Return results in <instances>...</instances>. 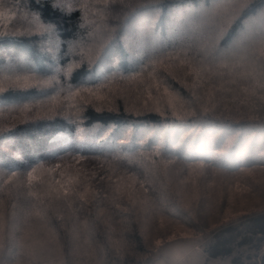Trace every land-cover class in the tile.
<instances>
[{
	"label": "trees",
	"instance_id": "trees-1",
	"mask_svg": "<svg viewBox=\"0 0 264 264\" xmlns=\"http://www.w3.org/2000/svg\"><path fill=\"white\" fill-rule=\"evenodd\" d=\"M11 1L12 19L0 25V33H6L0 37V88L5 90L0 92L4 264H174L158 263L163 244L144 238L146 224L159 216L177 222L196 237L194 245L205 263L185 264H264V136L259 119L264 111H259V92L252 95L264 64L259 46L264 31L260 0H252L253 10L244 17L254 39L236 41L229 59L230 75L229 69H220L225 75L211 76V84L190 77L187 83L193 93L183 87V72L175 73L180 80H173L175 87L192 105L182 119L157 115L151 100L144 99L147 92L138 80L119 78L132 75L140 64L121 41L128 21L139 12H150L155 48L180 51L178 40L185 41L182 37L191 24L204 21L213 28L224 9L230 14L239 3L225 0L215 18L205 20L201 10H211L215 0H115L108 9L103 0H84V4L82 0H62L72 15L61 19L29 0ZM188 8L193 12L184 14ZM93 10H99L100 17ZM174 10L181 12L174 14ZM51 20H55V29L49 32L45 29ZM173 24L178 31L168 38L167 33L175 29ZM105 27L112 30L109 41L116 40L114 57H109L105 67L115 63L119 68L117 73L107 72L116 77L100 93L108 92V97H90V102L68 114L38 111L49 96L37 90L41 87L35 83L38 77L51 76L77 62L66 75L67 84L75 88L92 81L86 86L95 87L102 82L104 69L79 61L76 46L87 44L91 33ZM193 32L197 40L209 30ZM234 39L235 33L228 43ZM91 68H95L93 76L88 74ZM31 72L36 78L29 83L37 88L22 93L13 84L15 75ZM201 75L208 80L211 73ZM25 106L30 111L23 115L20 109ZM192 108L198 113L207 108L208 113L193 116ZM221 138L233 147L214 159L213 153L218 151L214 146ZM196 163L205 166L201 178L206 182L244 188L253 203L228 215L223 197L211 205L208 214L197 201L195 219L189 206L182 207L176 186L187 175V167ZM33 168L36 171L29 183L27 173ZM169 170L178 175L169 176ZM133 175L135 180L130 178ZM62 186L74 189V194L64 197ZM56 190H61L59 200L54 198ZM40 227L49 231L58 262H35L22 249L25 232Z\"/></svg>",
	"mask_w": 264,
	"mask_h": 264
},
{
	"label": "rangeland",
	"instance_id": "rangeland-1",
	"mask_svg": "<svg viewBox=\"0 0 264 264\" xmlns=\"http://www.w3.org/2000/svg\"><path fill=\"white\" fill-rule=\"evenodd\" d=\"M85 1L82 0V3L84 4ZM232 2L238 4L240 3V0H231L230 3ZM228 7H231V5H228ZM11 11L12 1L0 0V13H3V15L0 16V25L5 26L8 23V19L6 17L10 15ZM180 12V10H174L173 13L175 14ZM188 12L191 13L193 12V10L190 8L184 9V14H188ZM93 15L100 17L99 10H93ZM85 16L87 17V15ZM149 19H153V16L150 12H139L134 16L132 20L128 21L127 28L124 31L125 35L121 37V41H123L124 46L129 52L130 56L137 57L140 63L147 62L145 57L148 54L152 53V50L153 48H155L156 44V41L150 37V33L153 29V23L150 27L146 23V21ZM175 19L176 22L179 20L177 18ZM207 24L208 23H205L204 21L194 22L190 27L187 28L186 33L182 37L185 41H182L181 37L179 38L178 42L181 44L179 46L181 50H188L189 46L191 45L189 58L197 55V52L202 43V36H200L196 40L197 37H194L195 32L193 31L200 30L205 33L209 30V32L205 35L203 34V36L206 37L208 35H214V33L211 31L212 26H207ZM198 25H201L202 27L198 28ZM174 28L175 29H173V32L167 33L168 38L173 36L174 31H176L175 33H177V24L174 26ZM111 31L112 30L109 28H102L100 30H97L95 34L91 33L89 35L90 41L87 44L81 46L78 43V46H80L79 48L78 46H76L77 54L79 55L78 60L87 62L94 60L95 52L103 48L104 45L108 44L110 39L109 33ZM76 64L77 62H72L68 64L64 70H59L58 73L55 70L54 74L51 76L38 77L35 83L37 85L43 86L41 84V81H44L48 85L47 90L50 92L48 98L44 102H41L39 104L40 108L38 111L53 113L56 110H60L62 112L66 111L65 114H68L77 111V107L88 102L90 97L87 93L82 92L78 96L73 98L70 97L69 92L67 91V86L69 84H67L65 78L67 73H69L76 66ZM23 74L24 73H20L19 75ZM59 75H61V78ZM61 85L64 86V90H61ZM73 89L75 88L73 87ZM108 95V92L100 94V96H102L104 99L108 97ZM144 99H148L147 93L145 94ZM151 102L152 107L156 106L155 96H153ZM20 110L23 115H26L28 113V111H24L23 108ZM31 114L35 113L31 112ZM201 164L202 163H196L195 165L187 167V175L182 176V180L177 182L176 186V189L179 192L178 194L180 195V200L181 202H183L182 204H184L182 205V207L188 208L189 206L191 208L189 209L192 211L194 218L195 210L197 208L195 207L194 202L197 201L202 204L201 206L204 209L203 211L208 214L210 213V211L208 212V210L210 209L211 205L223 197V199H225V201H227L228 203L226 206L230 209H226L228 215L235 214V212L239 211V209H241L242 207L248 206L253 203L254 198L251 197V194L247 193L244 188H229V185L225 183H216L211 180L210 182H206L207 180L201 178L204 175L205 171V166L201 167ZM167 174L169 176H176L178 175V172L174 173L173 171L169 170ZM226 192H228V195H226ZM146 226L147 227H145L143 231L145 240L163 244L162 250L160 251L161 255H159L160 260L158 263H205L203 259L199 258L200 249L197 248V244L194 245V238L196 237L190 230L185 229L175 221L168 220L164 216H159L156 221H154L152 224H146ZM5 227L6 220L4 217V213L1 212L0 264H4L2 253L4 252ZM47 232L49 231L45 227L29 229L23 235L22 241H20V243H23L22 249H24V251H28L29 256L33 258V261L35 262H37L36 259L41 263H46L47 261L51 263H53V261L58 262L59 256L57 252H55L54 245L51 241V238L47 235ZM24 264H26V262H24Z\"/></svg>",
	"mask_w": 264,
	"mask_h": 264
},
{
	"label": "snow or ice",
	"instance_id": "snow-or-ice-1",
	"mask_svg": "<svg viewBox=\"0 0 264 264\" xmlns=\"http://www.w3.org/2000/svg\"><path fill=\"white\" fill-rule=\"evenodd\" d=\"M30 3H35L37 8H43L45 12L51 17H71V9H65L62 0H29ZM115 0H103L104 8L108 9L111 3H114ZM225 0H215L214 7L211 10L203 9L201 10L202 17L206 19L215 18L216 13L221 10V5ZM252 0H240V3L237 7L233 8L231 13L227 12V9H224L225 14L220 18L219 24L216 27H213L211 31L214 35L202 36V43L197 52L196 56L189 58L188 50L181 51H167L165 47L161 48H153L152 53L148 54L145 59L146 63L141 62L136 68L132 69L133 74L124 76L121 75L119 78L121 80L128 81H137L139 85L145 89L148 94V99H153L155 96L156 106L155 112L157 115H160L164 118H168L169 114L171 117L175 119H182L184 115L189 114L188 109L192 107L191 102L187 100L186 97L182 95L179 89L175 87L173 80H176V83H180V80L176 79V72H183V80L185 81L183 87L188 89L189 91H193L194 88H190L187 80L190 77H197L201 79L204 84H211V76H219L223 77L225 72L220 71V69H229L228 74H231V68L229 64L230 55L233 51L234 44L236 41L248 39L253 40L254 37L248 33L247 25L248 21L244 19L245 16L249 14L253 10ZM154 11V9H153ZM3 13H0L2 16ZM38 15H44V12H39ZM259 15L262 20H264V0H260V12ZM7 19H12L9 15L6 17ZM147 25L150 27L153 23V20L149 19L146 21ZM49 27H47L46 31H54L55 29V20L49 21ZM83 27V25H80ZM202 27L201 25L197 26ZM231 30V31H230ZM233 33H235V39L232 43H228L229 39L233 37ZM6 33H0V37H3ZM223 42V43H222ZM260 46V56L264 58V31H262L259 39ZM116 49V40L113 39L109 41L108 44L104 45L103 48L99 49L95 52V59L90 62L96 67H101L104 69L102 75L103 80L95 87H87L88 83H92V81H85L82 85H77L75 89H73L72 85L67 86V91L69 92L70 97H76L80 93H87L89 97H94L99 100L102 99L100 93L102 89L108 87L115 79V75L109 77L107 72L111 71L114 73L119 72V68L115 63L108 64L106 67V61H108L109 57L113 56ZM91 51V50H90ZM159 53V55H157ZM133 60L135 57L132 58ZM171 61V62H170ZM178 61V63H177ZM186 69V70H185ZM13 73L16 72V69H11ZM95 73V68H91L88 71L89 76H93ZM202 73H211L208 80H204ZM259 83L257 87L253 90L252 95H256L259 92V96L257 99L261 102V109L259 111H264V64H261L260 72H259ZM35 72H31V74L25 75H15V79L13 80V84L17 89H19L22 93L28 92L31 88H37L36 85H32L29 83V80L35 79ZM142 78V79H141ZM234 83L235 81H231ZM59 83V81H58ZM43 86L37 88L44 95H49L47 88L48 85L41 81ZM199 85H196L198 87ZM61 90H64V86L61 85ZM218 90V89H217ZM5 90L0 88V92H4ZM210 94V92L208 93ZM21 99L26 97H20ZM198 99V98H197ZM90 102V100L88 101ZM147 106V102L146 105ZM24 111H30L27 106L24 107ZM100 111V109H97ZM208 109L203 108V111L198 113L194 108H192L191 115H207ZM261 123V135L264 136V116L259 117ZM218 151L213 153V158H219L226 155L233 147L232 143H226L224 138H221L220 141H217L214 146ZM151 151V149H147ZM156 155V152L152 153ZM55 155V154H53ZM79 163V160H77ZM203 167V165H200ZM59 164L56 165V168H60ZM166 167V165H165ZM36 171L35 168L32 171L27 173V178L29 183H31L33 178V173ZM55 171V169H53ZM135 180V175L130 177ZM103 179V177H100ZM148 177H144V182H147ZM144 182L140 184V187H144ZM61 190L63 191L64 197H69L74 194V189L64 188L62 186ZM56 190L54 193V198L59 200L61 198L60 191ZM70 206V205H69ZM36 215H40L39 212Z\"/></svg>",
	"mask_w": 264,
	"mask_h": 264
}]
</instances>
